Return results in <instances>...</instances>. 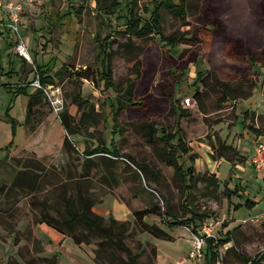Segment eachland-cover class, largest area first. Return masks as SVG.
Listing matches in <instances>:
<instances>
[{"label":"rangeland","instance_id":"rangeland-1","mask_svg":"<svg viewBox=\"0 0 264 264\" xmlns=\"http://www.w3.org/2000/svg\"><path fill=\"white\" fill-rule=\"evenodd\" d=\"M7 1L23 2L25 10L20 37L0 30V149L12 140V119L21 124L16 148L0 150V264H44L38 259L46 254L34 229L57 246L58 232L38 225L46 212L57 217L52 207L64 210V187L71 191L78 183L100 199L95 213L128 224L124 244L133 255L147 252L140 264L150 262L148 243L158 249V264H190L186 228L196 230L205 222L214 223L217 240L231 239L217 249L218 260L206 264H264V212L244 205L247 198L264 205V183L253 173L244 148L248 127L264 131V0H185V18L161 9L164 36L182 41L172 51L159 35L122 34L131 15L143 26L161 0H136V5L119 0L115 12L102 10L95 0ZM70 10L72 15L65 16ZM16 40L27 45L30 60L15 53ZM100 43L112 53L104 67L98 61ZM37 67L55 83L44 88L45 98L24 127L29 98H13L9 91L27 87L35 93ZM108 67L110 88L103 76ZM125 98L140 105L116 116ZM186 98L193 106L185 105ZM75 99L82 102L81 111ZM84 111L92 118L79 126ZM64 112L75 134L63 126ZM175 135L184 137L181 149L173 147ZM65 139L71 142L68 150ZM183 147L188 155L180 161L194 167L197 177L191 188L183 172L169 165ZM25 165L41 167L36 171L40 191L8 196ZM238 185L245 194L227 199L226 189ZM152 208L162 217L149 215L144 222L164 226L174 241L139 231L134 213ZM88 236L91 244L78 245L81 249L70 238L59 246V264H95L96 244L102 240ZM110 253L128 259L123 250Z\"/></svg>","mask_w":264,"mask_h":264},{"label":"trees","instance_id":"trees-1","mask_svg":"<svg viewBox=\"0 0 264 264\" xmlns=\"http://www.w3.org/2000/svg\"><path fill=\"white\" fill-rule=\"evenodd\" d=\"M95 1H96V5L104 11L113 10V12H115L121 6L119 0H95ZM131 4L136 5L137 1L131 0ZM185 6H186L185 0H178L177 2H175V0H161L160 3L153 5L151 9V18L150 20L146 21L143 26H140L141 19L139 17L131 15L127 23L124 24L126 30L122 34H125L127 36H134L138 39H146L150 34L159 35L161 37V40L165 43L166 46H171L170 51H172L178 44H182L181 43L182 41H180V39L177 38H168L164 36L160 11L161 9L164 8L169 13L178 14L180 17L185 18L186 16ZM68 15L70 16L72 15V10H70L65 16ZM106 44L103 43L100 45L101 50L98 56V61L102 63L101 67H104L106 63L109 64V61L111 59L110 54L112 53H110L109 46L107 47ZM125 46H127V48L131 47V45H125ZM248 54L251 60L254 61V55L252 56L250 53ZM109 70L110 67H108L106 73H103V76L106 77V88L112 87L111 84L112 73ZM55 76L57 77V74ZM197 76H198V82L201 84L204 83L203 74L199 73ZM37 79L42 88L37 89L36 92L32 94H30L27 91L28 90L27 87H19L18 89H11L9 86H7L8 88H10L9 92L12 93L13 98H17L20 95L29 98L27 113L23 123L24 127L25 126L28 127L29 124L32 123L36 113L35 111L36 106L40 104V102H42L43 98H45L44 88L48 85H54L55 83V79L53 77L47 76L44 73V71H42L41 67H37ZM75 100L77 102V106L79 107V110L81 111L82 110L81 108L83 107L82 102H80L79 99H75ZM125 100H126L125 102L118 104L119 107L116 110V114H115L116 116H118L117 114H119V112L121 113L123 110H125V108L129 107V109H131V108H136L140 105V103H136L131 98H127V99L125 98ZM60 117L66 131L69 134H75L76 131H73L68 123L70 116L64 112L61 114ZM91 118L92 117L90 113H86L84 111L78 123L79 126L85 125L90 121ZM20 125L21 124L18 121L12 119L11 121L12 140L11 142H9V144L6 145L4 149H0L1 151L5 150V152L6 151L10 152L11 150L13 151L16 148V146L18 145L16 139V129L17 127H20ZM255 132H257L259 135L262 134L261 132H259V130H255ZM163 133H165V130H163ZM151 136L152 135H150V138ZM175 139L177 142H175ZM171 141H173V147H175L176 149H181L183 143L185 142L184 137L180 135H175L174 137H171ZM70 145L71 142L68 139H65L64 148L68 150ZM185 150L186 149L183 147L182 151L184 153L182 152V155H180L179 157L176 156L175 159H171V163H169V165L175 166L177 168L178 174H181L183 172L184 181H185L184 183L188 188H191V186H195V184H197V177L195 178L194 176L195 174L194 167L186 165L184 161L183 162L180 161L182 156L188 155V151ZM103 152L108 153V151L107 152L103 151ZM115 154H116L115 156H118L117 153ZM88 155L90 157L94 155V153H88ZM129 160L133 164L138 166L139 169L145 170L144 166L137 164L132 158H129ZM90 162H91V158H88L83 166L84 173L87 169V164H89ZM24 168H25L24 171H20L15 177L12 186L9 188V191L7 193L8 196H12L13 198H16V193H19L20 191L21 192L40 191L41 182L38 180L39 179V177L37 176L38 172L36 171L41 172V167H39L38 165L36 166L25 165ZM106 170H107L106 172L107 174L109 170L107 168ZM211 178L215 179L214 177ZM64 188H65L63 191L64 194L63 204L65 205L64 210L60 211L58 206L52 207L51 210L57 213V217L54 218L52 215L46 212L44 213L45 215L41 219L40 223L46 224L47 226L58 231L59 233L72 238L76 245H80L83 243L91 244L90 237L88 235L91 234L97 235L102 241L96 244L97 249L95 250V257H94L96 264H140L139 260L145 255H147L146 254L147 252L139 251L133 255L131 250L124 244V240L128 237V232H129L128 224L120 223L119 221H117L112 217L106 220L104 217L95 213L93 211V207L101 201L100 199L95 197V195L90 193V189L86 188L84 183L83 184L78 183L75 187L72 188L71 191L68 186H65ZM227 194L229 193L227 192ZM44 206H45V210L47 211L48 208L46 207V204H44ZM162 214L163 213H161L159 209H153V208L134 213L135 223L137 228L139 229L140 232L149 233L157 239L171 241L172 237L163 229H161L159 226L150 225L144 222V218L149 215L162 217ZM164 225H174V224H164ZM174 226H178V225H174ZM81 228L83 229V231H79V229ZM228 234L230 235V233ZM223 241L213 240V239H210L208 241L207 253H206V257L208 261L216 262L219 258V253L217 249H219L220 245L230 242L231 239H228V241L225 240ZM148 246L150 247V258H151L148 264H155L158 256L157 247L151 245L150 243H148ZM114 249L116 251L123 250L124 252H126V254L128 255V259L120 258L114 253H110L108 255V251ZM38 260L44 264H59V259L56 255L52 257H43ZM33 262L28 261L26 262V264H33Z\"/></svg>","mask_w":264,"mask_h":264},{"label":"built area","instance_id":"built-area-1","mask_svg":"<svg viewBox=\"0 0 264 264\" xmlns=\"http://www.w3.org/2000/svg\"><path fill=\"white\" fill-rule=\"evenodd\" d=\"M32 2V0H28ZM25 10L23 2H8L0 0V30L8 31L14 37L21 36L22 15ZM15 53L20 57L30 60L29 50L27 45L22 41H15ZM35 87L42 88L39 81H36ZM188 107L193 106L194 102L191 98L184 100ZM250 162L258 175L264 177V136L259 139L251 153ZM264 219V215L262 216ZM189 233L188 242L190 250L187 253L185 260L190 264H206L207 245L210 239L217 240L214 234L215 226L213 222H205L199 229L186 228ZM219 263V262H218Z\"/></svg>","mask_w":264,"mask_h":264},{"label":"crops","instance_id":"crops-1","mask_svg":"<svg viewBox=\"0 0 264 264\" xmlns=\"http://www.w3.org/2000/svg\"><path fill=\"white\" fill-rule=\"evenodd\" d=\"M7 34H9L7 32ZM250 130H251V134L249 133V135L246 137L247 139L245 140L244 142V148L247 152V156L249 158V165L250 167L252 168L253 170V173L255 174L256 178L259 180V181H262V183H264V177L263 176H260L258 175V173L256 172V170L254 169L253 165L251 164L250 162V157H251V153L253 151V148H254V145L255 143L261 139L264 135V131H260L259 129L257 128H253V127H248ZM255 130H259V132H261L262 134L259 135L257 132H255ZM212 177H214L215 179L217 178L215 175H212ZM263 190H264V184H263ZM229 193L226 195V198L231 200L233 197H236V198H241L243 194H245L246 190L238 185L234 190H229V189H226V192L225 193ZM232 193V194H230ZM264 193V192H263ZM257 200V199H256ZM258 201V200H257ZM245 207L250 210L251 212H259V211H263L264 212V205L261 204L263 207L257 205L256 201H254L253 199L250 200V199H246L245 203H244ZM240 206L237 205L235 208H239ZM40 225H45V224H39L38 226ZM153 225H156V224H153ZM164 225V224H163ZM47 226V225H45ZM158 226V225H157ZM49 227V226H47ZM161 229H163L165 232H167V230L165 229L164 226H159ZM202 227V226H201ZM51 228V227H49ZM53 229V228H51ZM54 230V229H53ZM56 231V230H55ZM58 232V231H57ZM168 233V232H167ZM59 235H57V246L55 244H53L51 241L47 242L44 238L40 237V235L38 234L37 232V227L34 229V232H33V236L35 238V240H38L42 243V246L44 248V252L46 254V257H52L54 255H56L60 261V258H59V246H63V244H67V240L70 238L68 236H65L61 233L58 232ZM169 234V233H168ZM171 237H172V240L171 241H174V236L172 234H169ZM155 238V237H154ZM72 239V238H70ZM163 240V239H162ZM73 241V239H72ZM187 241V239H186ZM74 243V241H73ZM188 245H189V250H190V244L189 242L187 241ZM75 244V243H74ZM75 246H77L79 249H81L78 245L75 244ZM158 251V249H157ZM40 252V251H39ZM207 253V252H206ZM158 255H159V252H158ZM157 260H158V256H157V259H156V263L155 264H158L157 263ZM94 262V261H93ZM206 262H207V257H206ZM95 263V262H94ZM189 263V262H188ZM96 264V263H95Z\"/></svg>","mask_w":264,"mask_h":264}]
</instances>
